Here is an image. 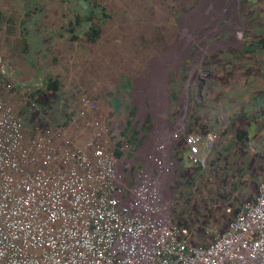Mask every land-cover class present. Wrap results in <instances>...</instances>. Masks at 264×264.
Listing matches in <instances>:
<instances>
[{"label":"built area","instance_id":"1","mask_svg":"<svg viewBox=\"0 0 264 264\" xmlns=\"http://www.w3.org/2000/svg\"><path fill=\"white\" fill-rule=\"evenodd\" d=\"M95 107L82 99L91 136L81 146L61 128L27 132L0 99V264H264V180L222 233L192 246L190 228L174 221L169 168L150 155L125 195L134 165L114 151L121 126L90 118ZM216 139L186 136L193 163Z\"/></svg>","mask_w":264,"mask_h":264},{"label":"crops","instance_id":"2","mask_svg":"<svg viewBox=\"0 0 264 264\" xmlns=\"http://www.w3.org/2000/svg\"><path fill=\"white\" fill-rule=\"evenodd\" d=\"M228 4V0H221L222 8L214 13L215 19H221L223 27L218 25L220 20L217 21L218 27L214 29L202 25L201 43H208L203 47H209L206 49L208 69L202 71L204 76L201 80H173L175 77L172 79L170 75V72L173 75L172 69L167 68V73L162 74V68H158V71L153 70V77L149 75L150 79L147 80L125 78L118 80L115 85V80L106 81L112 88L101 91L106 92L105 96L104 93L95 97L87 93L81 94H87L97 102L98 108L91 111L89 117H97L110 123L119 122L122 132L120 140H113L115 153L118 148L121 149V144L129 142L130 149H121L120 157L129 159L134 166L141 163L143 169L149 165L150 155H153L158 162L169 168L171 174L167 175V184L173 197L174 216L175 196L177 192L185 194L182 183L189 185L186 195L194 197L195 183L207 176L211 185L204 194L205 203H200L199 208L204 211L211 209L215 204L214 197L220 195L223 215L220 217L214 213L210 222H218L221 227H227L240 209L255 201L258 186L264 180V0H239L238 23L230 11L227 15ZM195 15L190 14L189 18L194 20ZM198 24V21L192 23L191 38L199 36ZM232 27L234 31L229 30ZM24 30L18 32L19 37ZM260 39H263V43H259ZM198 43L201 45L200 41ZM232 44L236 45L234 48L237 49L238 56L228 59L227 54L230 53L226 50L232 49ZM194 45L189 43L191 48ZM234 59H239L240 63L237 64ZM228 77L230 79L226 80ZM177 82L181 84L177 85ZM59 85L60 89L61 84ZM125 85L122 94L129 98L128 112L122 111L121 103L117 110L111 105L115 98L113 93L118 94L119 87ZM42 86V95L35 92L33 98L42 104H48L50 100H54L53 95L59 89H49L44 87V83ZM79 90L74 91L75 95ZM100 97L102 98L99 99ZM61 98L66 99L63 96ZM79 109L80 106H77L76 111L72 112V123L75 124L73 128H77L81 135L71 136L75 141H86L91 132L84 125L85 119L79 118ZM131 115L134 119L129 124ZM53 118L57 116L53 115ZM33 119L35 118H30V128L36 133L48 131V126L63 128L62 123L56 125L53 119H49L42 130L37 123H32ZM209 132H216L217 139L207 153L206 166L203 167L192 162L186 136ZM173 181L177 182V189L172 186ZM238 190L240 200L229 193ZM202 220L194 215L181 220L180 224L194 229L195 224ZM209 232L214 234H209L211 238L207 243L219 233L217 227H210Z\"/></svg>","mask_w":264,"mask_h":264},{"label":"rangeland","instance_id":"3","mask_svg":"<svg viewBox=\"0 0 264 264\" xmlns=\"http://www.w3.org/2000/svg\"><path fill=\"white\" fill-rule=\"evenodd\" d=\"M106 1L107 4L102 3ZM193 1L197 0H97L100 7L101 3L108 5L114 12L113 17L103 25L101 39L93 44L86 42L82 36L77 40H71L67 35L64 37L61 35L60 27L64 25L65 20L79 12L76 9L78 6L72 0H0V10L7 17H13L17 21L16 31L11 32L12 24L7 25L6 22H1L0 26V63L4 64L0 70V99L10 104L17 112H26L24 116L27 122L34 117L32 123H37L42 130L48 120L53 119L56 125L62 123L61 129L65 130L68 136L81 135L77 128V130L73 128L75 124L72 123L79 98L82 93L93 97L104 93L105 96L106 92L101 91L105 89L109 91L112 88L111 84L105 83L106 81L115 80V85L118 80L125 78L147 80L150 79L149 75L153 77L155 73L153 70L158 71V68H162V74L167 73V68L172 69V79L175 77L173 80H198V73L202 69L203 71L208 69L207 52L199 54L200 47L208 43L202 42L200 45L198 41L202 37L191 38V29L195 21L206 23L203 12L207 11L208 5L206 7L204 5L202 11H197L194 20L187 19L185 15L187 11L180 10V4L185 3L187 8L191 9L194 6ZM204 3H211V0H204ZM28 18L32 19L23 26L26 27L35 19L40 30L24 28L23 37L20 38L18 27L22 28L21 21ZM189 43L191 46L195 45L191 48ZM259 43H263V39H260ZM235 46L232 44V49L226 50L230 53L227 54L228 59L238 56ZM235 62L238 64L240 60L237 59ZM224 73L227 74V71L224 70ZM7 74H10L13 80L9 81ZM48 77L55 78L61 84V88L58 93H51L54 94V100H50L48 104H41L39 109L43 110V107L55 104L46 113L31 111L27 106L28 99L31 94L39 91H35V88H43V83L46 87L45 84L49 80L42 79ZM229 79L230 77L226 80ZM176 84L179 85L181 82ZM183 86L185 87V84ZM125 87L126 85L119 87L118 94L113 93L115 98L111 105L117 110L121 103L122 111L128 112L129 98L122 94ZM77 89L80 90L75 95L74 91ZM62 96L66 99H62ZM99 106L101 109L100 104ZM53 115L57 118H53ZM133 119L134 116L131 115L128 119L129 124ZM79 142V145L85 146L83 140ZM141 169V163L132 168L125 195L139 182ZM176 184L177 182L173 181L172 186L177 189ZM210 185L211 180H208L207 176L200 179L195 183L192 197L186 195L189 185L183 182L185 194L177 192L175 196V223L180 224L181 220L194 215L203 219L201 223L195 224V230L189 229L188 240L192 246H203L210 240L214 234L209 232L210 227H217L220 233L226 229L218 222L214 224L210 222L214 213L220 217L223 215L220 195L214 197L215 204L211 209L204 211L199 208L200 203H205L204 194ZM239 191L229 193H232L236 200H240Z\"/></svg>","mask_w":264,"mask_h":264},{"label":"trees","instance_id":"4","mask_svg":"<svg viewBox=\"0 0 264 264\" xmlns=\"http://www.w3.org/2000/svg\"><path fill=\"white\" fill-rule=\"evenodd\" d=\"M72 2L78 6V7H76V9L79 12L76 13L75 16L72 15L69 17V19H66L64 22V25L60 27L62 37L67 35V37L70 38L71 40H77L79 37L82 36V37H85L86 42H90L93 44L97 43L102 37L103 29H104L103 25L108 21V19L113 17L112 12H114V10L110 9L108 7V5L105 6L104 4H102V3L107 4V1L102 2L101 7H100V5H98L99 2H97V0H72ZM69 3H70V1H69ZM180 5H181L180 10L185 11L187 9V5L185 3H181ZM123 10H125V8ZM3 17H4L3 12L0 11V21L2 20ZM95 17H98V18L96 20H94ZM30 19H32V18L23 19L21 21L22 26L25 23H27ZM5 22L7 23V25L12 24L11 32L16 31V24H17L16 22L17 21L13 17L7 18V20H5ZM0 25H1V22H0ZM25 28H30V29L35 30V31L40 30V28L37 27V23H36L35 19L31 20V24L29 23ZM23 29H24V27H22L21 30H23ZM21 37H23V32H21ZM26 46H27V44H26ZM7 75H8L7 76L8 80H13L10 77V74H7ZM11 75H13V74H11ZM42 80H49L46 83V86L49 89L58 90L60 87L59 83L53 77L43 78ZM42 89L43 88L39 89V93ZM33 95L34 94H31L30 96H33ZM18 113H19V115H21L24 118V121H26L25 116H23V115H25V112L19 111ZM25 127H26L27 132H29V133L32 132V130L30 128L31 127L30 120H29V122H27V121L25 122ZM116 154L122 155V151L120 148H118L116 150Z\"/></svg>","mask_w":264,"mask_h":264},{"label":"clouds","instance_id":"5","mask_svg":"<svg viewBox=\"0 0 264 264\" xmlns=\"http://www.w3.org/2000/svg\"><path fill=\"white\" fill-rule=\"evenodd\" d=\"M239 1V0H238ZM194 5V6H193ZM204 5H205V7L208 5V7H207V11L206 12H203L204 14H205V16L207 17V19H208V22L207 23H205V26L206 27H208V28H210V29H214V28H216V27H218L217 26V21H219V26L220 27H223V23H221V19H215V15L216 14H214L215 12H214V10H218V9H221L222 7H221V1H220V6H215V5H212L211 3H204V0H197V1H193V3H192V6H193V8H191V9H186V11H187V13L185 14L186 16H187V19H192V18H189L190 17V14H196V12L197 11H202V8L204 7ZM188 7V6H187ZM228 8H229V5H227L226 6V11H227V15H229V10H228ZM1 9V8H0ZM1 11V10H0ZM219 11V10H218ZM190 13V14H189ZM237 13L239 14V12L237 11ZM3 15H4V17L2 18V20L0 21V22H5V20H7V18H9V17H7L4 13H3ZM223 16V15H222ZM221 16V17H222ZM195 18H196V15H195ZM223 18V17H222ZM202 25H203V23H200L199 22V24H198V26L199 27H201L202 28ZM0 26H2V25H0ZM24 27V26H23ZM22 28L19 26L18 27V32L21 30ZM202 33L203 32H200V33H198L199 34V36H194V38H198V37H202ZM201 34V35H200ZM20 38H21V34H20ZM200 43H201V40H200ZM27 46H29V45H27ZM209 46H207V47H201L200 49V52H199V54H204V52H206V49L208 48ZM3 63H0V70L3 68ZM200 65H201V62H200ZM202 71H203V69L199 72V74H198V78H200V80L202 79V77L204 76V73H202ZM171 76L173 77V75L171 74ZM39 88V87H38ZM38 88H35L34 90L35 91H37V90H39L40 88H42V87H40L39 89ZM42 91V90H41ZM38 92V94H40L41 95V93H39V91H37ZM36 92V93H37ZM35 93V92H34ZM83 98H87V99H89L91 102H94L95 104H96V107H95V109L96 108H98L97 107V102L91 97V96H89V95H87V94H84V95H81V97H80V99H79V102H78V106H80V109H81V105H82V99ZM32 100H35L34 98H33V96H30V99H28V107H29V109L31 110V111H38V112H41V113H46L47 112V110L52 106V105H50V106H46V107H43V110L42 109H39V106L41 107V104H42V102H39L38 100H35L36 102H37V104H38V106H37V108H31L32 107ZM80 109H79V111H80ZM95 109H92V110H90V112L91 111H93V110H95ZM15 111H17V110H15ZM89 112V113H90ZM26 113V112H25ZM29 115V114H28ZM89 116V115H88ZM80 118V117H79ZM91 118V117H90ZM95 118H97V117H94L93 119H95ZM33 132V131H32ZM31 132V133H32ZM216 142V141H215ZM215 142H214V144H215ZM131 144V143H130ZM131 146V145H130ZM214 146V145H213ZM213 148V147H212ZM128 149H130V147L128 148ZM206 159H207V157H206ZM206 159H205V162H204V164H196V165H200V166H203V167H205L206 166ZM193 162V161H192ZM216 231V230H215ZM213 241V240H212ZM211 241V242H212ZM205 244H208L207 242L205 243Z\"/></svg>","mask_w":264,"mask_h":264},{"label":"flooded vegetation","instance_id":"6","mask_svg":"<svg viewBox=\"0 0 264 264\" xmlns=\"http://www.w3.org/2000/svg\"><path fill=\"white\" fill-rule=\"evenodd\" d=\"M219 4L221 0H218ZM230 4L228 10L230 11V14L233 15L234 19L236 20V23H238V19H239V14L237 13V11L239 12V4H238V0H228ZM220 6V5H219ZM217 10H214V12H216ZM208 22V19L206 17V23ZM231 27V26H229ZM199 33L202 32V28L199 27ZM229 30L234 31V28H229ZM201 35V34H200Z\"/></svg>","mask_w":264,"mask_h":264},{"label":"bare ground","instance_id":"7","mask_svg":"<svg viewBox=\"0 0 264 264\" xmlns=\"http://www.w3.org/2000/svg\"><path fill=\"white\" fill-rule=\"evenodd\" d=\"M211 4L215 5V6H219L220 5L218 0H211ZM196 15H197V12H196ZM205 19H206V16H205Z\"/></svg>","mask_w":264,"mask_h":264},{"label":"water","instance_id":"8","mask_svg":"<svg viewBox=\"0 0 264 264\" xmlns=\"http://www.w3.org/2000/svg\"><path fill=\"white\" fill-rule=\"evenodd\" d=\"M171 51V50H170ZM170 75H171V72H170ZM170 75H169V77H170ZM171 80V79H170Z\"/></svg>","mask_w":264,"mask_h":264}]
</instances>
